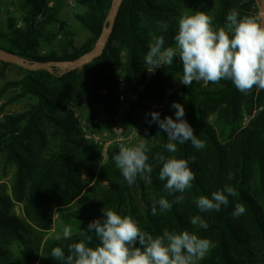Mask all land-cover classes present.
Here are the masks:
<instances>
[{
	"label": "trees",
	"instance_id": "16d2710c",
	"mask_svg": "<svg viewBox=\"0 0 264 264\" xmlns=\"http://www.w3.org/2000/svg\"><path fill=\"white\" fill-rule=\"evenodd\" d=\"M74 1L83 11L74 13L73 19L89 33L81 46L75 45L77 33L72 26L60 19L62 0H14L15 14L7 12L5 28H0V51L28 63H71L92 52L108 25L113 0ZM184 2L122 0L101 55L67 73L56 67L31 71L0 60V78L11 68L20 74L0 87V98L13 92L0 106V171L12 169V198L23 204L25 216L22 220L11 213L12 201L0 190V264H63L51 257L53 248L61 247L67 256L74 243L96 247L94 234H88L89 243L81 231L96 219L103 222L104 208L132 216L153 236L186 230L210 239L214 247L198 264H264V90L253 88L245 94L230 80L207 85L201 81L183 86L181 95L166 96L171 81L183 75L178 56L145 81L149 45L164 36L165 48L175 46ZM232 10L240 17L258 16L255 0H193L190 4V13L212 15L217 28L226 26ZM164 23L167 31L161 28ZM122 84L126 92H139L129 102L123 130L140 126L139 138L150 148L151 184L137 178L129 186L113 160L120 148L109 145L104 159L99 146L81 131V121L98 134L112 130ZM21 101L26 103L21 112H4ZM154 102L160 105L155 112L161 120L175 121L176 109L171 105H182L184 119L205 147L197 150L190 141L177 142V151L168 152L167 133L157 123L139 125ZM158 152L189 160L195 173L190 190L172 195L164 191L166 181L159 179L162 165L155 159ZM225 186L238 195L229 196L220 211L200 212L196 199L211 198ZM179 195L185 199L171 211L160 213L157 205L158 215L152 214L154 201L163 196L171 202ZM236 204L245 208L239 217L232 215ZM54 212L61 232L44 239ZM196 215L208 224L207 229L190 223ZM65 227L72 229L67 239L62 236ZM14 245L20 250L18 258Z\"/></svg>",
	"mask_w": 264,
	"mask_h": 264
},
{
	"label": "clouds",
	"instance_id": "9594fccd",
	"mask_svg": "<svg viewBox=\"0 0 264 264\" xmlns=\"http://www.w3.org/2000/svg\"><path fill=\"white\" fill-rule=\"evenodd\" d=\"M214 17L203 11L194 15L184 14L178 18V32L174 36L175 46L164 47L165 38L159 36L149 45L144 63L149 73L165 65H172L177 56L182 62L183 75L179 79L185 86L193 82L203 81L218 84L221 80H230L236 89L249 93L253 88L264 90V23L259 16L240 17L236 10L227 15L224 27L214 26ZM167 31L168 24L161 25ZM176 109L174 121L172 117L160 119L158 112H152L149 125L155 122L167 133L168 152L177 151V142L184 144L190 141L197 149H203L205 142L196 135L187 122L182 105L173 103ZM148 115V114H146ZM147 135V129L145 130ZM150 151L142 140L135 146H121L118 154L113 157L115 166L120 170L124 180L132 186L137 178L151 184L152 165L148 163ZM155 159L162 165L159 179L166 181L163 189L169 195L184 193L192 188L195 173L189 167V160L176 157H166L155 154ZM195 162V157L190 158ZM238 192L231 186H225L223 191H215L211 198L201 195L195 204L200 212L220 211L221 206H227L229 196H237ZM183 195L176 196L171 202L160 197L152 205V214L171 211L174 204L184 201ZM103 222L96 219L88 224L87 230L81 235L87 236L90 243L94 234L98 241L96 247H90L85 242L71 244L66 256L61 247L51 251V257L63 264H198L214 247L210 239L199 238L188 231L179 233L165 231L163 235L153 236L143 230L139 222L130 215H120L116 211L104 208ZM245 213L241 204H236L232 213L239 217ZM194 226L207 229L208 224L196 215L190 219ZM72 235L71 227L63 229L62 236L67 239ZM57 240L61 239L57 235ZM139 244V246H137Z\"/></svg>",
	"mask_w": 264,
	"mask_h": 264
},
{
	"label": "rangeland",
	"instance_id": "374dc122",
	"mask_svg": "<svg viewBox=\"0 0 264 264\" xmlns=\"http://www.w3.org/2000/svg\"><path fill=\"white\" fill-rule=\"evenodd\" d=\"M193 0H185V2L182 4L181 6V14L180 17L184 14L187 15H194L192 13H190V4L192 3ZM15 6H14V0H0V28L4 29L5 28V20L7 17V12L15 14ZM83 9L77 7V5H75V1L73 0V5L70 6L68 4H64L63 3V8H62V12H61V20L62 21H67L69 23V25L72 26L73 30L77 33L76 39H75V45L76 46H81L84 41L89 37V33L82 29L73 19V14L74 13H78V12H82ZM259 16V14H258ZM50 29H53V27L51 26ZM81 68V67H80ZM79 69V68H78ZM157 69L154 70V72L149 73L147 70V67H145V81H148L156 72ZM20 76L19 72L16 69H9L5 71L4 77L0 78V87L9 80H14V79H18ZM181 77H175L171 83L168 85L167 89H166V96L170 95L173 92L178 93L179 95H181V89L183 86H185L179 79ZM124 85L122 84V88H121V93H124L125 97L128 98L127 100V104L123 107H120L119 105L116 108V115L113 119V126H112V130L110 132H103L101 134L95 133L93 131H90L85 122L81 121V131L83 133V136L85 133L90 134V136L93 137V140L100 148L103 158H106V150L108 148L109 145L111 144H116L119 148L123 145L126 147L129 146H135L136 144L140 143L142 140L139 138V128L140 126H133L130 129H128L126 132L123 130V117L125 112L128 109L129 106V102L130 101H134L139 92L135 93V92H126L124 89ZM142 90V87L140 88L139 91ZM13 95V92H8L5 94V97H11ZM4 97V98H5ZM4 98H0V106L2 105V103L4 102ZM133 98V99H132ZM26 103L25 101H21V102H17L14 103L10 106H8L5 109V113H12V112H21L22 110L25 109ZM160 108V105L157 102L151 103L149 106V112L148 115L145 116L143 118V120H141L140 124H144L147 123L149 118L151 117V113L155 112L157 109ZM2 115V113L0 114ZM248 118H244L242 125L244 126L247 123ZM83 128L85 129V132L83 131ZM12 169L8 168L5 171H0V190H3L5 192V194L7 196H9V198L12 201V209H11V213L17 217L18 219H24V208H23V204L20 202H16L13 200L12 198V194H11V180H12ZM6 190L9 191V194L6 192ZM56 219H57V214L54 212L53 214V218H52V227L51 230L48 232L47 236L44 237V239H46L47 237H49L52 234H56V233H60L61 230L58 229L57 225H56ZM36 238V237H35ZM36 241V240H35ZM12 250L14 252V255L16 258L19 257V248L18 246L14 245L12 247Z\"/></svg>",
	"mask_w": 264,
	"mask_h": 264
},
{
	"label": "water",
	"instance_id": "95a60500",
	"mask_svg": "<svg viewBox=\"0 0 264 264\" xmlns=\"http://www.w3.org/2000/svg\"><path fill=\"white\" fill-rule=\"evenodd\" d=\"M255 1H256V5L258 6V14L261 19V22L264 23V0H255ZM121 2L122 0H113L112 9L106 20L108 25L104 26L103 32L98 42L96 43L95 48L92 50V52L79 58L78 60L74 62H71V63L69 62L28 63L16 56L9 55L2 51H0V60L6 63L17 65L23 69L31 70V71H37V70L48 71L51 67H56V68L61 69L63 73H67L72 70L78 69L101 55L102 49L107 43L108 36L113 28V22H114L115 16L117 14V11L119 9Z\"/></svg>",
	"mask_w": 264,
	"mask_h": 264
},
{
	"label": "built area",
	"instance_id": "2783aa9c",
	"mask_svg": "<svg viewBox=\"0 0 264 264\" xmlns=\"http://www.w3.org/2000/svg\"><path fill=\"white\" fill-rule=\"evenodd\" d=\"M62 2L64 4H68L70 6L73 5V0H62ZM49 6H52V3H49ZM127 100H128V98L125 97L124 93H120L118 105L120 107L125 106L127 104ZM83 131L85 132V129L84 128H83ZM84 138L87 139V140H91V141L93 140V137L90 136V134H87V133L84 134ZM6 192L9 194V191L8 190H6Z\"/></svg>",
	"mask_w": 264,
	"mask_h": 264
}]
</instances>
